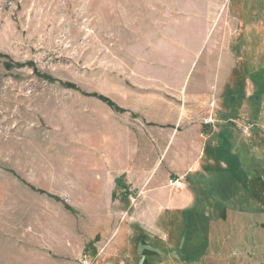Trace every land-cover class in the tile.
Listing matches in <instances>:
<instances>
[{
	"label": "rangeland",
	"instance_id": "obj_1",
	"mask_svg": "<svg viewBox=\"0 0 264 264\" xmlns=\"http://www.w3.org/2000/svg\"><path fill=\"white\" fill-rule=\"evenodd\" d=\"M263 67L264 0H0V264H264Z\"/></svg>",
	"mask_w": 264,
	"mask_h": 264
},
{
	"label": "trees",
	"instance_id": "obj_2",
	"mask_svg": "<svg viewBox=\"0 0 264 264\" xmlns=\"http://www.w3.org/2000/svg\"><path fill=\"white\" fill-rule=\"evenodd\" d=\"M259 47H260V43H259ZM260 53V52H259ZM260 58V57H259ZM263 61V59L262 60H260V62H262ZM264 72V67L262 68V69H259V70H256V71H254L253 73H252V78L253 79H255V78H257V79H259V76H260V74L261 73H263ZM252 79V80H253ZM253 80V82H254V84L256 85V86H258V87H260V88H262L261 89V94H262V96H263V94H264V84H263V82L261 83L259 80ZM239 94V93H238ZM235 94H233V96H234ZM237 95V94H236ZM245 94L244 93H241V94H239V95H237V96H234L231 100H230V94H228L227 95V101H228V106H233L234 105V107H232V109L234 108V110H236L235 108H236V106H240L241 105V102L243 101V99L245 98V96H244ZM103 99H108L107 101L109 102V104L111 105V106H113V108L115 109V110H118V111H120L121 109L116 105V104H114V103H112L111 101H110V99L109 98H106V97H102ZM237 100V101H236ZM236 101V103H234ZM224 146V147H223ZM209 152V155L210 156H212L213 157V159H216L217 161H222V162H225V163H228V161L230 160V159H232V158H235L234 157V155H233V153H232V151L230 150V148L228 147V146H226V145H222V146H219V147H217L215 150H213L212 149V151H211V149L208 151ZM257 160V159H256ZM256 160H254V162L256 163ZM231 165V164H230ZM244 166V165H243ZM228 167V166H227ZM220 168V167H218V173H220V174H223V176L224 177H222V178H224L223 180H226V178H227V175H229V176H231V177H233L232 179H233V183H235L234 184V187L235 186H237L238 185V183H240V181L239 180H244V185H245V187H247L248 189H249V191H250V186L249 185H247L246 184V182H247V180L245 179V176L244 177H238L235 173V171L233 172V170H232V168L230 167H228V168ZM230 169V170H229ZM246 173V172H245ZM256 174L257 175H255L257 178H258V181H260L261 182V187L262 188H264V168L263 167H261V164H259L258 166H257V168H256ZM247 178H248V176H247ZM192 213H197V215H199V214H201L199 211H197L196 209H194V210H189V211H187L185 214H184V217H185V222H184V225H185V227H184V233L181 235L182 236V239H181V241H179L177 244L178 245H176L175 247H173V248H168V250H169V252H168V255L169 256H166L167 258L168 257H170V258H173V260L174 261H176V262H180V261H184V260H186L187 259V254H188V250H189V248L187 247V240H188V237H187V234L189 233V230H191V216H190V214H192ZM207 218V220H209V216H207L206 217ZM180 236V237H181ZM209 236L207 237V235H206V239H205V244H204V246L202 247V249L200 250V251H198L199 252V257H204L206 254H207V252H208V245H209ZM137 243H138V245L139 246H143V247H145V249L147 248V250H149V251H147V255H150V257H159V256H163L161 253H156L155 251L156 250H158V248H160V247H158V246H155V245H153L152 246V248L150 249V248H148V246H149V242L146 240V239H142V240H138L137 241ZM147 245V246H146ZM149 257V258H150Z\"/></svg>",
	"mask_w": 264,
	"mask_h": 264
},
{
	"label": "crops",
	"instance_id": "obj_3",
	"mask_svg": "<svg viewBox=\"0 0 264 264\" xmlns=\"http://www.w3.org/2000/svg\"><path fill=\"white\" fill-rule=\"evenodd\" d=\"M196 148H197V147L195 146V149H196ZM129 172H130V171H129ZM129 175H130V176H133V175H134V172H130Z\"/></svg>",
	"mask_w": 264,
	"mask_h": 264
}]
</instances>
